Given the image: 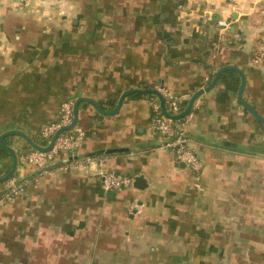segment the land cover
<instances>
[{
    "label": "crops",
    "instance_id": "obj_1",
    "mask_svg": "<svg viewBox=\"0 0 264 264\" xmlns=\"http://www.w3.org/2000/svg\"><path fill=\"white\" fill-rule=\"evenodd\" d=\"M263 42L264 0H0V136L47 146L41 132L69 98L110 111L128 89L164 87L189 103L229 64L264 117V68L251 61ZM226 72L190 113L198 172L164 148L147 94L111 116L81 102L75 156L96 155L93 171L19 162L28 185L0 209V264H264V125ZM6 144L35 151L17 135ZM12 164L0 147V177ZM100 168L133 185L105 189Z\"/></svg>",
    "mask_w": 264,
    "mask_h": 264
},
{
    "label": "built area",
    "instance_id": "obj_2",
    "mask_svg": "<svg viewBox=\"0 0 264 264\" xmlns=\"http://www.w3.org/2000/svg\"><path fill=\"white\" fill-rule=\"evenodd\" d=\"M26 1V0H19ZM252 64L264 68V42L259 46L252 57ZM167 100L174 115L183 111L181 110L182 98L173 94L164 87L158 88ZM74 103L73 98L65 100L60 107L58 121L46 126L41 135L51 141L53 135L59 129L68 126L72 123L74 117ZM152 110L156 115L155 126L157 131L165 138L164 148L171 151L177 163H183L190 166L195 171L203 169L200 160L196 153L189 145V138L187 136V125L190 114L182 118L179 123H175L173 118L166 117L162 111L159 102H152ZM85 138V132L79 126L60 134L57 142L51 150L33 151L19 156L18 160L23 165L32 166L36 171L41 172L47 170L50 166L55 164L61 165L66 169L83 168L93 171L92 166L96 163V158L93 156L76 157L75 154L81 147ZM63 162V163H62ZM62 163V164H60ZM100 175L103 180V185L107 190L121 191L133 185L134 179L116 171H106L102 168L94 171ZM27 181L13 178L4 183L5 193L0 197V209L9 201L18 198L26 189Z\"/></svg>",
    "mask_w": 264,
    "mask_h": 264
},
{
    "label": "water",
    "instance_id": "obj_3",
    "mask_svg": "<svg viewBox=\"0 0 264 264\" xmlns=\"http://www.w3.org/2000/svg\"><path fill=\"white\" fill-rule=\"evenodd\" d=\"M235 71L237 72L240 77H241V85L240 88L238 90V99L240 101V103L253 115L255 116V118L257 120H259L263 125H264V117L251 105L249 104L243 96L244 90H245V86H246V75L244 73V71L242 69H240L239 67L235 66V65H226L223 68H221L220 70H218L217 72H215V78L214 80L205 88H202L200 90H198L189 100L188 105L186 106V108L179 114L177 115H169V113L166 111L165 108V98L163 96V94L161 92H159L158 89L156 88H149V89H142V88H132V89H128L125 92H123V94L121 95L119 102L116 106L115 109L113 110H106L97 100L90 98V97H81L78 98L75 103H74V117H73V121L70 125L65 126L61 129H59L58 131L55 132V134L53 135L51 141L49 142V144L47 146H43L40 145L39 143H37L35 140H33L28 134H26L25 132L22 131H18V130H9L4 132L1 136H0V147L1 148H5L7 149L11 154H12V158H13V164H12V168L10 170V172L8 174H6L3 177H0V183H5L11 179H13L17 173L18 170V154L15 150V148L9 146L6 144V137L9 135H17L20 136L21 138L25 139L27 141V143L36 151H42V152H46L52 149V147L55 145V143L57 142V139L59 138L60 134H62L65 131L74 129L75 127L78 126L79 124V107H80V103L81 102H89L91 104H93L96 109L104 114V115H115L118 113V111L121 109L125 99L130 95V94H134V93H138V94H153L155 96L158 97V99L160 100V105L162 108V111L164 113V115L166 117H170L173 119H182L185 116H187L188 114L191 113L193 107H194V103L196 101V99L204 94L205 92L211 90L215 84L218 82V80L221 78V76L223 75L224 72L226 71ZM144 181V177L143 176H138L135 179V183L134 186L137 188H143L142 186H139L138 183L139 182H143Z\"/></svg>",
    "mask_w": 264,
    "mask_h": 264
},
{
    "label": "trees",
    "instance_id": "obj_4",
    "mask_svg": "<svg viewBox=\"0 0 264 264\" xmlns=\"http://www.w3.org/2000/svg\"><path fill=\"white\" fill-rule=\"evenodd\" d=\"M224 79H227L229 85L232 86L235 91H238V89L240 87V81L241 80H240V75L237 72L231 71V70L230 71H227L226 74L224 75ZM136 96H140V95L137 94ZM146 96H148L152 100H155V101L159 102L158 98L155 95H153V94H147ZM110 103H112V102H109V104ZM187 103H188L187 101L182 102V104H181V110L185 108V106L187 105ZM165 108H166V111L169 113V115H171V116L174 115L173 114V111H172V107L170 106V104L168 103L167 100L165 101ZM155 120H156V115L153 113V122H155ZM174 121L175 122H179L181 120H174ZM40 141H41V144H47V142H48L46 139H41ZM93 157L97 158L96 155L93 156ZM62 163H60V164H62ZM39 172H37V173H39ZM3 176H5V174H3ZM2 186H4V183L2 184ZM4 193H5V190L2 192L1 196H3Z\"/></svg>",
    "mask_w": 264,
    "mask_h": 264
}]
</instances>
